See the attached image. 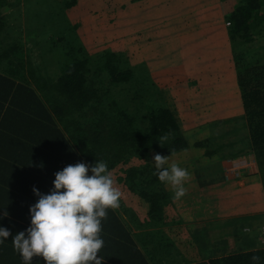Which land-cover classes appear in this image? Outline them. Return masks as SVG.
I'll use <instances>...</instances> for the list:
<instances>
[{"label":"trees","instance_id":"1","mask_svg":"<svg viewBox=\"0 0 264 264\" xmlns=\"http://www.w3.org/2000/svg\"><path fill=\"white\" fill-rule=\"evenodd\" d=\"M41 1L46 4L23 0L33 10ZM194 1L200 5L211 0ZM19 2L0 0V212L7 213L0 226L10 231L8 240L0 243V264H21L11 237L29 225L28 208L36 202L32 188L47 193L55 172L68 164L95 160H104L110 171L123 173L112 175L122 193L120 206L108 209L101 221L104 245L97 255L104 258L103 264H251L252 255L264 264L262 233L257 239L246 227L232 229L233 238L242 240L246 248L212 256L202 233L187 232L193 204L188 211L180 203L183 197L172 198L170 186L156 179L151 157L159 153L178 158L189 145L147 69L143 74L142 65L130 64V51L124 55L105 50L95 67L91 58L68 57L52 73L40 71L44 56L31 47L47 38L57 49L68 50L67 40L75 30L68 26L61 35L31 40L28 35L35 30L38 13L32 14L31 9L18 19V11L14 19L11 11ZM57 2L64 4V10L76 0ZM221 2L233 51L239 42L250 39L253 30H264V0ZM75 36L70 42L78 46ZM233 62L243 114L212 122L209 127L219 131L207 133L192 146L212 145L203 156L214 155L216 162L251 155L264 195V67L246 68L249 61L237 53ZM155 96L161 101H154ZM194 200L193 217L202 213L197 204L206 203ZM31 264L44 261L36 256Z\"/></svg>","mask_w":264,"mask_h":264},{"label":"rangeland","instance_id":"2","mask_svg":"<svg viewBox=\"0 0 264 264\" xmlns=\"http://www.w3.org/2000/svg\"><path fill=\"white\" fill-rule=\"evenodd\" d=\"M44 1L46 4L41 1L33 10L27 7L29 6L27 3L20 0L18 5L11 11L16 18L12 17L17 19V12L20 11L21 15H19L18 19H23L22 17L32 9V14L38 13V17H35L38 22L34 32L28 35L31 40L39 38L41 39L39 41H43L45 40L43 38L49 35L55 36L61 31H66L69 27H72L75 32H73V37L71 36L70 40L72 41L77 35L79 45L71 44L68 39L66 46L68 50L57 49L52 46L53 42L47 38L43 43H36L32 47L29 45L32 52L42 54V57L44 56L43 61L39 65V70L45 73H52V68L57 67L61 60L68 57L91 58L90 64L95 67L97 57L105 50L123 53L124 55L130 51L132 54L130 64L132 66L142 65L141 67L144 68L143 74H145L147 69L146 71L149 73L147 76L153 82L156 92L162 93L161 97L163 96L164 101L177 117L179 129L183 132L184 138L189 145L188 149L179 153L178 158L168 160V163L175 162L191 173L190 179L185 182L186 193L183 196L184 200L180 201L183 208L188 211L190 209L189 206L193 204L190 209L191 217H187L191 219L186 224L189 226L186 229L188 230L187 232L202 233V237L204 235V238L207 239V233L215 237L222 230L225 231V229L216 226V222L219 223L216 215L220 211L226 212L231 207L234 208L236 206L237 209L241 205L237 199L239 195L237 191H234V188H227L224 192L220 191L223 189V185H219L220 180L216 178L219 173L220 162H216L214 155L212 157L203 156L205 151L208 152L213 149L212 145L196 148L192 144L206 138L207 133L212 131L217 133L219 128L212 130L209 124L227 120L228 117L226 116L234 113V111H226L227 107H220L216 118V103L213 107L204 106V102L208 101H199L192 92L191 87L188 93L187 91H182V82H186L185 77L187 75L190 82L194 78H199L202 82V88L205 87L210 92L209 101L213 100L216 94V87L219 84L216 81L215 71L211 74L207 73V65L210 66L209 62H213L217 69L220 67L221 71L230 69L235 72L233 56L237 53L244 55L249 61L246 68L264 67V30H253L250 39L239 42L237 48L233 51L228 32L224 33L223 30L215 27L214 24L217 18V10V13L220 14L219 17L222 18L221 25L228 27L223 19L224 14L222 15V13L225 10L223 6H220L221 0L219 4L216 1L217 4L213 3L212 8L207 9L202 8L203 5L211 2H204L199 5L198 1L194 0H187L185 4L183 1L171 4L172 0H76L75 4L73 3L70 8H65L64 10L62 9L64 4L62 5L57 0ZM42 9L43 11L41 12ZM65 22H67V27ZM17 24L15 22V25ZM24 31L23 29L22 37L25 40ZM206 32L211 34V38L216 40L220 48L218 51L220 57L214 60L208 57L209 48L206 43L199 40L203 36L204 41H207ZM66 33L64 32V35L69 34ZM184 69L186 71L189 70V74L182 75L181 72ZM204 69L206 73L200 76L196 74V72ZM191 84L199 86L197 80H193ZM235 90V94L231 93L228 97L231 100L241 102L237 82L235 83ZM159 97L155 96L154 101H161ZM229 137L217 139V142L226 141ZM111 172L115 177L123 174L120 170ZM230 184L234 185L232 182ZM249 187L251 188L250 191L258 190L260 192L259 181L253 182ZM253 194L256 198L257 196L255 195L257 193ZM194 198L206 200L205 204H197L198 209L202 213L195 217H193L195 206L193 201H196ZM204 208L208 210L205 211ZM205 231H207L206 234H204ZM224 243L228 244L230 240ZM226 244L218 245L216 238H212L211 240L207 239L206 247L211 250V255L214 256L221 253L225 254L226 246L223 245Z\"/></svg>","mask_w":264,"mask_h":264},{"label":"clouds","instance_id":"3","mask_svg":"<svg viewBox=\"0 0 264 264\" xmlns=\"http://www.w3.org/2000/svg\"><path fill=\"white\" fill-rule=\"evenodd\" d=\"M165 137H162L164 139ZM169 155H152L154 175L170 186L172 198L179 200L186 193L185 182L191 173L177 163H168ZM32 193L36 202L29 206V225L11 237L13 250L21 264H31L33 257H41L44 264H103L97 253L104 245L101 221L108 209L120 206L121 191L104 160L88 164L83 161L68 164L54 173L52 187ZM0 212V219L6 216ZM10 236L9 229L0 226V243ZM257 255L251 264H260Z\"/></svg>","mask_w":264,"mask_h":264},{"label":"crops","instance_id":"4","mask_svg":"<svg viewBox=\"0 0 264 264\" xmlns=\"http://www.w3.org/2000/svg\"><path fill=\"white\" fill-rule=\"evenodd\" d=\"M216 1H218V4H219L220 0H214V1L211 0L210 4H205L203 5L202 8L204 9L210 8L212 5H214L213 3L217 4ZM177 2H180V1L177 0ZM220 6H223L222 2L220 3ZM161 8L163 9V7ZM219 16L220 14L217 13V10H216L217 18H216V22L214 23L215 27H219L221 30L224 31V33H227V27H223L221 25L222 18H220ZM196 21L198 20L196 19ZM206 34H207L206 36L207 41L206 40L204 41L203 36L199 40H201L203 43H206V46L209 48L208 57L213 58V60L215 58H219L220 55L218 51L220 50V48L218 47L216 40H213L211 38L210 33L206 32ZM216 53H217V56H216ZM181 57H184V56H181ZM209 63H210V66L207 65L209 69L206 67L207 73L211 74L215 71L216 81H218V84H219V86L216 87V94L213 100L209 101L210 92L207 91V88L205 87L202 88V82L200 81L199 78H194L191 80V82L193 80H197L199 82V86H194L191 84L190 81H188V75H187L185 77L186 82H182L183 88L181 90L187 91L188 93V91H190L189 88L191 87L192 92L198 98L199 101H203V100L208 101V102H204L203 104L204 106L213 107L215 106L214 104L216 103V118L218 117L217 115H218V111H220V107H227L226 111H229V110L234 111V113H230V115L226 116L228 118H234L236 116L242 115L243 111L241 107V102L231 100L230 97H228V95H230L231 93L235 94V91H236L235 90V83H236L235 72L230 69H224L223 71H221V68L219 67L217 69V67L215 66L213 62L211 63L210 61ZM189 72H190L189 70L186 71L184 69L182 70L181 74L186 75V74H189ZM204 73H206L205 69L196 72V74L199 76ZM241 161H243L245 164H249V166L245 168L237 169L235 171H230V172L228 171V169L232 166V164L240 163ZM219 162L220 164H219L218 170L220 169V172L217 174L216 178L220 180V183L218 184L223 185L222 187L223 189L220 191L224 192L227 188L229 189L234 188V191H237V194L239 195L237 199L238 201H240L241 205H239L237 209H236V206L234 208L229 207L230 209H227L225 214L222 213V215H220L219 214L220 212H219L216 215V217L218 216L217 221H219V223L216 222V226L225 229V231L222 230V232H219L218 235L216 234L215 237H213L214 235H210L207 233V236H208L207 239L211 240L212 238L213 239L216 238V242L218 243V245L226 244L224 242H228L230 240V243L223 245V246H226L224 253L227 254V253L236 252L240 250L241 248H246L245 247L246 244L244 245L242 240L238 242L233 238L232 232L234 231H231L232 229L233 230L236 229L237 231H239L241 227H246L249 231L247 233L256 235L257 239L261 238L260 234L262 233V229L264 228V195L262 193L263 190H262L261 185L259 187L260 192L258 190L250 191L251 188L249 187V185H251L253 182L256 183L258 179V177L256 176L257 175L256 174L257 173L256 163L251 155L245 154V155H241L231 160H225V161L220 160ZM231 182L234 183V185H231L230 184ZM253 193H257L255 195L257 196L256 198L254 197ZM221 201H222V198H221ZM186 228H189V226L186 225ZM206 232L207 231H205V234ZM220 255H222V253Z\"/></svg>","mask_w":264,"mask_h":264},{"label":"built area","instance_id":"5","mask_svg":"<svg viewBox=\"0 0 264 264\" xmlns=\"http://www.w3.org/2000/svg\"><path fill=\"white\" fill-rule=\"evenodd\" d=\"M252 164V163H251ZM249 164H245L243 161H241L240 163H236V164H232V166L228 169V171H235L237 169H240V168H245V167H248ZM262 235L264 237V228L262 229Z\"/></svg>","mask_w":264,"mask_h":264}]
</instances>
